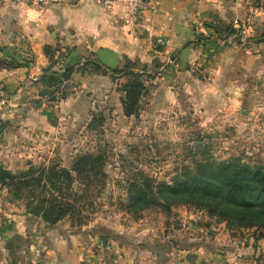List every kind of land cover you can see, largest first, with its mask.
Listing matches in <instances>:
<instances>
[{
  "label": "crops",
  "instance_id": "obj_1",
  "mask_svg": "<svg viewBox=\"0 0 264 264\" xmlns=\"http://www.w3.org/2000/svg\"><path fill=\"white\" fill-rule=\"evenodd\" d=\"M149 1L151 9L133 28L124 25L122 9L107 11L90 2L46 9L0 5V89L7 92V106L0 103V123L7 125L0 149L18 147L21 138L55 134L52 126L58 114L30 91L52 67L53 53L61 57L54 65L62 64L64 69L94 59L109 68L135 65L147 73L159 72L156 97L162 107L154 103L155 110L151 109L157 121L176 119L178 112L191 125L192 117L205 110L203 102H249L255 89L260 96L264 89V18L245 26L241 35L233 21L247 13L243 2ZM162 33L168 40L163 50L154 44ZM76 83L81 91L69 102L68 108L75 112L69 120L83 118L89 97L99 98L102 89L112 97L109 102L114 107L109 113H120L121 95L112 96L114 83L109 74L78 75ZM190 102L200 110H191ZM175 104H181V111ZM80 129L74 125L67 131ZM7 196L0 192V264H195L194 259L196 264H210L202 253L187 252L195 244L179 247L155 239L156 250L149 253L141 249V242L121 243L117 235H100L94 226L72 228L59 223L44 227ZM121 245L132 250H122Z\"/></svg>",
  "mask_w": 264,
  "mask_h": 264
},
{
  "label": "rangeland",
  "instance_id": "obj_2",
  "mask_svg": "<svg viewBox=\"0 0 264 264\" xmlns=\"http://www.w3.org/2000/svg\"><path fill=\"white\" fill-rule=\"evenodd\" d=\"M51 59L57 63L61 57L53 53ZM64 67L58 63L53 69L61 75ZM73 68L68 79L60 78L61 84L41 82L30 89L58 114L54 116L56 125L52 126L55 134L30 136L27 137L29 141L21 138L18 147L0 149L3 155L0 165L4 171L17 179L26 173H32L26 177L28 180L41 179V186L33 189L36 197L29 209L39 207L42 199L50 201L55 197L76 204L73 218L66 217L60 224L69 223L71 227L73 224L72 228L98 227L100 235L109 232L117 235L115 238L121 243L141 242V249L149 253L156 250L154 240L163 239L179 247L197 245L187 252L191 255L202 253L210 264H264V230L229 228L216 217H210L206 210L193 205H153L144 210L135 209L127 193L130 184H141L146 178L153 180L154 187L161 183L171 185L175 177L187 170L194 171L197 163L208 159L217 163L240 159L264 170V89L260 90V96L256 93L259 89H255L249 102L245 99L235 104L203 102L205 110L198 112L196 118L192 117L188 125L182 113L177 112L176 119L158 121L152 116L151 109L155 105L162 107L156 97L159 72H143L135 65L118 68L122 73H103L81 65ZM107 74L114 83L112 96L114 93L121 95L120 113H109L114 107L113 102H109L112 97L102 89L97 93L99 98L89 97L83 118L69 120L68 117L75 113L68 108L69 102L81 91L76 76ZM130 81H138L144 87L137 100V113L127 115L122 86ZM255 99L258 102L255 103ZM32 106L40 108L36 103ZM189 106L191 110H200L192 102ZM174 107L179 111L181 104ZM74 125L81 126L80 131L68 132ZM0 127L3 136L7 125L2 123ZM32 143L35 147H30ZM87 155L94 157V161L99 157L101 162L89 165L87 171L79 175L73 167L78 157ZM52 167L70 173L73 184L68 195L65 190L60 194L51 188L47 177ZM9 182L0 183V192L7 193L10 201L29 214L27 199L31 189ZM48 205L50 203L46 202L44 207ZM29 215L40 225L49 227L42 216ZM259 234L263 238L257 240ZM124 246L121 245L122 250ZM175 250L180 253L179 249ZM197 261L194 259L192 263Z\"/></svg>",
  "mask_w": 264,
  "mask_h": 264
},
{
  "label": "trees",
  "instance_id": "obj_3",
  "mask_svg": "<svg viewBox=\"0 0 264 264\" xmlns=\"http://www.w3.org/2000/svg\"><path fill=\"white\" fill-rule=\"evenodd\" d=\"M21 64L19 63L18 66ZM53 65L45 71L41 79V82L46 85L61 84L60 78L68 79L74 69L67 67L60 75L53 69ZM84 66L103 73L108 71L122 73L118 68L105 67L94 59H88ZM146 71L147 69L143 70V72ZM143 87V84L138 81H130L122 86L125 92L123 106L127 115L137 113V100ZM95 159L98 161H94V157L89 155L80 156L77 158L73 170L80 175L87 171L89 165L101 162L99 157ZM49 171L47 181L51 188L57 189L60 194H63L62 191L65 190L68 195L73 184L70 173L67 170L58 171L56 167H52ZM30 175L32 173H26L17 179L14 175L4 171L0 165L1 184L10 181L11 185L31 189L30 197L27 199L29 214H33L35 217L42 216L49 226H56L66 217L72 219L75 215L76 204L59 201L55 197H52L50 201L42 199V204L39 207L29 209L36 197L33 189L39 188L42 184L41 179H26ZM127 193L129 202L135 209L144 210L153 205H193L206 210L210 217H216L220 222L226 223L229 228L264 230V170L257 165L251 167L240 159L220 163L208 159L197 163L194 171L187 170L175 177L171 185L161 183L154 187L153 180L146 178L141 184H130ZM46 202L50 205L44 207ZM72 227L75 226L72 224ZM262 238L263 235L259 234L256 239Z\"/></svg>",
  "mask_w": 264,
  "mask_h": 264
},
{
  "label": "built area",
  "instance_id": "obj_4",
  "mask_svg": "<svg viewBox=\"0 0 264 264\" xmlns=\"http://www.w3.org/2000/svg\"><path fill=\"white\" fill-rule=\"evenodd\" d=\"M233 3H245L247 5V13L245 16L237 17L233 21V27L241 31L245 26H253L257 21L264 18V0H231ZM81 2H90L102 7L107 11L122 9L124 16L122 21L125 26L133 28L144 13L151 9L149 0H0V5L17 4L24 6H32L40 9H46L54 6L72 5ZM168 40L163 33L155 39L156 48L165 49ZM0 103L2 106L7 105V94L5 90L0 89ZM1 141V135H0Z\"/></svg>",
  "mask_w": 264,
  "mask_h": 264
}]
</instances>
